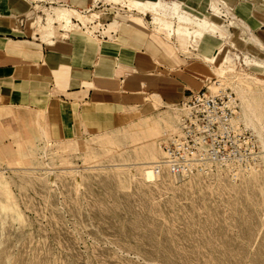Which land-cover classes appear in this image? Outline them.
I'll list each match as a JSON object with an SVG mask.
<instances>
[{
  "label": "rangeland",
  "instance_id": "374dc122",
  "mask_svg": "<svg viewBox=\"0 0 264 264\" xmlns=\"http://www.w3.org/2000/svg\"><path fill=\"white\" fill-rule=\"evenodd\" d=\"M164 1L179 2L183 11L202 18L210 12L212 0ZM220 1L224 12L249 26L240 15L246 1ZM251 2L260 7L256 11L264 12V0ZM45 8L40 13L33 10L26 23L29 36L40 34L50 43L63 35L58 32L53 39L37 32L36 22L57 7ZM161 12L166 19L157 18L156 23L174 21L171 10ZM218 20L224 26L234 21L225 13ZM89 24L74 31L94 38L104 35L100 24L96 31L92 27L97 23ZM242 30L230 25L223 38L205 35L194 42L177 34L171 40L157 35L174 51L179 38L187 42L182 55L189 64H202V87L205 81H217L235 95L239 121L255 136L262 155L250 173L239 172L235 178L232 169L215 168L204 175L163 173L154 182L145 180L142 167L136 166L142 154L132 127L144 124L142 120L160 121L178 104L149 118L140 115L103 136L49 138L16 161L0 162L5 182L0 185V264H264V150L257 134L240 119L248 99L264 127V62L253 64L257 47ZM205 39L214 40L209 55L199 49ZM217 54L212 64L203 58ZM224 56L228 61L220 62ZM245 56L251 59L248 64ZM240 88L244 103L236 92ZM163 127L171 129L162 122L157 139Z\"/></svg>",
  "mask_w": 264,
  "mask_h": 264
},
{
  "label": "crops",
  "instance_id": "0c3cea01",
  "mask_svg": "<svg viewBox=\"0 0 264 264\" xmlns=\"http://www.w3.org/2000/svg\"><path fill=\"white\" fill-rule=\"evenodd\" d=\"M137 1L133 6L131 0H0V162L16 161L49 138L103 136L201 89L204 68L183 57L187 42L179 38L174 51L157 35L172 39L156 25L155 0ZM158 1L163 12L176 4L181 8L179 2ZM243 1L248 4L240 15L249 26L225 16L237 21L231 26L244 25L249 41L253 31L264 43V12L256 11L260 7L252 0ZM35 7L77 9L89 25L97 23L94 31L100 24L104 35L71 30L47 43L40 34L29 36L28 25L16 31L14 19L29 16ZM213 47L214 40L205 39L199 49L209 55ZM213 57L203 58L212 64Z\"/></svg>",
  "mask_w": 264,
  "mask_h": 264
},
{
  "label": "built area",
  "instance_id": "2783aa9c",
  "mask_svg": "<svg viewBox=\"0 0 264 264\" xmlns=\"http://www.w3.org/2000/svg\"><path fill=\"white\" fill-rule=\"evenodd\" d=\"M34 11L41 12L38 7ZM30 15L15 20L16 31L26 28ZM221 87L217 81H205L174 106L176 128L161 139L162 157L153 166L157 175L189 177L215 168L250 173L251 165L260 161L255 136L239 121V101Z\"/></svg>",
  "mask_w": 264,
  "mask_h": 264
},
{
  "label": "bare ground",
  "instance_id": "6f19581e",
  "mask_svg": "<svg viewBox=\"0 0 264 264\" xmlns=\"http://www.w3.org/2000/svg\"><path fill=\"white\" fill-rule=\"evenodd\" d=\"M138 3L139 1L137 0H131V5L133 6H137ZM159 4L160 3L158 0L153 3L154 8H156V18H160V13H162V9L158 8ZM220 4V0H212L210 6L211 13L209 12L202 18H196L189 15L188 13L182 11V9L176 4L171 8V13L174 21L164 22V24L160 21L157 22L156 25L167 29L169 31L170 37H172L174 34H182L189 37L193 42L202 39L205 35L219 34V36L223 38L224 32H227L229 26L222 25V22L218 20L219 15L221 16L223 14L222 11H224L222 10L223 8H220ZM40 11H42V9ZM225 15H230L227 10L225 12ZM90 22L91 20L86 16V14L78 11L77 9L69 7H57L53 10V12L48 13L42 22L38 20L36 22V28L38 33H45L47 37L50 36L49 38H54L58 32H60V35H62V32H68L76 29L77 27H87V24H89ZM235 23L237 24V21ZM238 23L241 27H244L243 24H241L240 22ZM249 37L251 43L257 47V51L255 54L257 59L253 62V64H260L264 62V60L260 58V55L264 52V45L254 35H249ZM218 55L219 54L214 55V57L211 58L210 61L216 62V60L218 59ZM226 61H228V56L222 57L220 62ZM250 61L251 59L249 57H244V62L246 64H248ZM236 92L244 103V99H246V97L244 96V90L240 88ZM171 109V112L166 111L168 115H164L163 118L159 117L160 121H154L153 118L149 120H142L144 121V124L139 122L135 123V125L132 127V131L134 130L133 132L137 135L135 141L137 143L139 142L138 145H141L140 148L138 147V151L142 154V157L139 158V162H137L136 166L142 167L144 179L149 182H154L161 176L157 175L153 169V166L158 163L162 157L161 148L159 147L161 138L169 130H173L176 128L177 121H174V118H177L178 114H176L177 112L176 110H174V108ZM240 119L244 122L247 128H251L257 134L259 142L261 143V147L264 150V127L260 123L259 119H257V117H255V115L253 114L252 106L248 99L247 105L245 106L243 104L242 106V117H240ZM162 122L167 125L166 128L170 127L171 129H166L165 131L163 127L162 130L164 129V131L161 137L157 139L155 135L157 131L161 129L160 126H162ZM30 150L32 149L30 148ZM233 172V177L236 178L237 175L235 174H239V172ZM0 185H5L2 177H0Z\"/></svg>",
  "mask_w": 264,
  "mask_h": 264
}]
</instances>
